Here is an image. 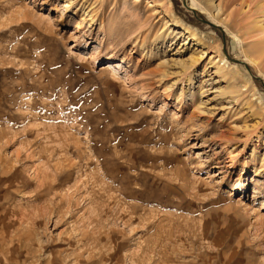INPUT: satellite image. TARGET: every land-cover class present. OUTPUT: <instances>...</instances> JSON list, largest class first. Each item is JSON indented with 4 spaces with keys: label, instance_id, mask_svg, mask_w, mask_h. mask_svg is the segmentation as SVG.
Returning <instances> with one entry per match:
<instances>
[{
    "label": "rangeland",
    "instance_id": "374dc122",
    "mask_svg": "<svg viewBox=\"0 0 264 264\" xmlns=\"http://www.w3.org/2000/svg\"><path fill=\"white\" fill-rule=\"evenodd\" d=\"M209 4L0 0V264H264V0Z\"/></svg>",
    "mask_w": 264,
    "mask_h": 264
},
{
    "label": "bare ground",
    "instance_id": "6f19581e",
    "mask_svg": "<svg viewBox=\"0 0 264 264\" xmlns=\"http://www.w3.org/2000/svg\"><path fill=\"white\" fill-rule=\"evenodd\" d=\"M208 3H210L211 4V0H208ZM209 4V5H210ZM211 6V5H210ZM189 8H191L192 10H197V8L193 5V4H190V7ZM211 8H212V6H211ZM215 10H217V7L215 8ZM219 25V24H218ZM222 28H223V30L225 31V32H227L226 30V27L224 26H222ZM184 31L186 32V33H189V35L192 37L193 36V33L192 32H189L188 31V29H184ZM223 61L225 62V64H226V61L223 59ZM249 64H254V60H252V59H249L248 58V61H247ZM107 66L105 67V69L106 70H112V71H116L117 70V68H119V64H114V63H107L106 64ZM103 67V68H104ZM102 68V69H103Z\"/></svg>",
    "mask_w": 264,
    "mask_h": 264
}]
</instances>
